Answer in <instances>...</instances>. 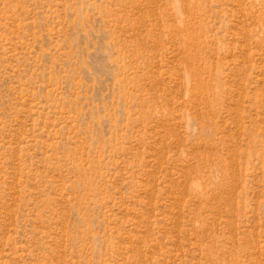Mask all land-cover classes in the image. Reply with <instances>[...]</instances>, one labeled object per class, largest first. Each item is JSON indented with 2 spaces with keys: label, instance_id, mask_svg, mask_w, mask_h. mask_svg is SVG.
Returning a JSON list of instances; mask_svg holds the SVG:
<instances>
[{
  "label": "rangeland",
  "instance_id": "1",
  "mask_svg": "<svg viewBox=\"0 0 264 264\" xmlns=\"http://www.w3.org/2000/svg\"><path fill=\"white\" fill-rule=\"evenodd\" d=\"M0 264H264V0H0Z\"/></svg>",
  "mask_w": 264,
  "mask_h": 264
}]
</instances>
